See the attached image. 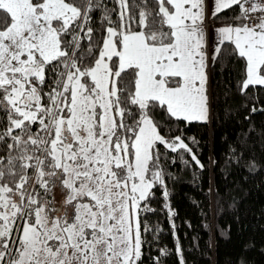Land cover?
I'll return each mask as SVG.
<instances>
[{
    "label": "snow or ice",
    "instance_id": "snow-or-ice-1",
    "mask_svg": "<svg viewBox=\"0 0 264 264\" xmlns=\"http://www.w3.org/2000/svg\"><path fill=\"white\" fill-rule=\"evenodd\" d=\"M217 64L264 96V0H0V264H145Z\"/></svg>",
    "mask_w": 264,
    "mask_h": 264
},
{
    "label": "trees",
    "instance_id": "trees-1",
    "mask_svg": "<svg viewBox=\"0 0 264 264\" xmlns=\"http://www.w3.org/2000/svg\"><path fill=\"white\" fill-rule=\"evenodd\" d=\"M236 71L233 64L209 69L213 119L187 133L198 142L188 141L204 167L187 154V165L172 166L174 178L167 184L175 215L169 220L157 191L151 224L160 231L149 234L145 264H179L177 241L185 264H264V96L243 104L235 91ZM242 145L238 163L230 149ZM162 249L167 256L159 255Z\"/></svg>",
    "mask_w": 264,
    "mask_h": 264
},
{
    "label": "crops",
    "instance_id": "crops-1",
    "mask_svg": "<svg viewBox=\"0 0 264 264\" xmlns=\"http://www.w3.org/2000/svg\"><path fill=\"white\" fill-rule=\"evenodd\" d=\"M209 23L211 24L212 21H209ZM210 44H211V36H210ZM211 51H212V49H211V47H210V49H209L210 54H211Z\"/></svg>",
    "mask_w": 264,
    "mask_h": 264
}]
</instances>
